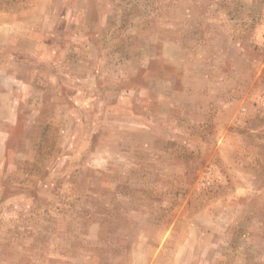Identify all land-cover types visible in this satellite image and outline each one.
I'll use <instances>...</instances> for the list:
<instances>
[{
	"label": "rangeland",
	"instance_id": "obj_1",
	"mask_svg": "<svg viewBox=\"0 0 264 264\" xmlns=\"http://www.w3.org/2000/svg\"><path fill=\"white\" fill-rule=\"evenodd\" d=\"M0 264H264V0H0Z\"/></svg>",
	"mask_w": 264,
	"mask_h": 264
}]
</instances>
